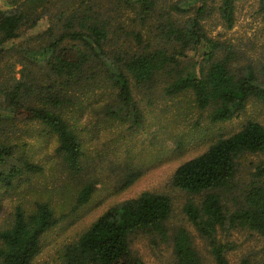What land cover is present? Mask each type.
Wrapping results in <instances>:
<instances>
[{"label":"trees","instance_id":"trees-1","mask_svg":"<svg viewBox=\"0 0 264 264\" xmlns=\"http://www.w3.org/2000/svg\"><path fill=\"white\" fill-rule=\"evenodd\" d=\"M215 2L5 0L0 63L7 60L9 77L0 93V201L13 195L19 201L9 218L0 221V264H35L41 240L62 221L44 197L64 199L68 190L80 208L90 202L97 184L106 187L107 154L100 152V173L93 171L96 163L85 153V142L98 138L97 131L93 134L98 124L100 130L117 124L129 125L128 132L143 129L144 112L135 96L161 88V96L191 101L188 111L208 112L213 125L238 118L250 102L264 106L259 66L239 64L233 46L208 36L206 21L213 16L225 31L235 24V0ZM45 19L44 31L26 36L25 30ZM32 40L39 43L31 46ZM32 58L40 65L31 64ZM17 60L21 69L9 74ZM96 114L100 121L93 123L88 115ZM180 115L177 110L168 123ZM83 117L88 127L80 129ZM30 124L56 143L50 188L41 183L44 167L25 150L22 138L32 137ZM206 144L201 154L173 171L171 184L199 198H188L182 212L207 241L213 264H229L232 245L218 238L219 231L243 229L264 238V125L245 119ZM177 145L182 148V142ZM250 156L259 163L245 173ZM118 166L124 173L115 187L122 191L142 171L122 162ZM24 196L31 199L25 203ZM171 214L172 201L164 193L144 191L112 205L59 250L61 264H145L131 249L137 234L170 238L174 264H202L187 230L178 228L168 237ZM239 264L250 263L243 259Z\"/></svg>","mask_w":264,"mask_h":264},{"label":"rangeland","instance_id":"rangeland-1","mask_svg":"<svg viewBox=\"0 0 264 264\" xmlns=\"http://www.w3.org/2000/svg\"><path fill=\"white\" fill-rule=\"evenodd\" d=\"M261 1L235 0L234 27L230 31H225L219 25V19L213 16L212 19L206 21V30L210 38L226 42L238 51L241 58L238 60L239 64L249 65L252 63L254 66H259L258 73L264 80V11ZM6 6L5 0H0V9H5ZM46 20H42L32 30H25L26 36L31 37L44 31L47 27ZM38 43L36 40L29 42L31 46ZM18 61L20 60L15 61V67L9 74L14 70L21 69L22 65L17 64ZM30 61L33 65H40L38 58H32ZM6 62L7 60H4L0 63V93L1 88L4 87L2 85L7 82L9 77L8 69L5 70ZM36 68L39 69V67ZM16 77L19 78L18 73H16ZM8 85L9 83H7ZM159 90L156 94L149 93V96H135L136 100L140 101V107L144 112L143 129L128 132L129 125L117 124L112 129L100 130V124H98L93 130V134L97 131L98 138L85 142V153L91 156L96 163L93 171L100 173V159H102L100 152L107 154L105 158L103 157L106 170L104 186L107 188L101 187L100 183L97 184L90 202L80 208L74 207L75 202L70 200L68 190L65 191L64 199L60 196L48 195L44 197L56 209L57 216L62 221L48 231L41 240L35 264H61L59 250L65 244L72 242L107 208L124 200L135 198L144 191L164 193L171 198L172 214L167 223L168 237L178 228L187 230L191 234L195 249L202 258V264H213L207 241L198 235L182 212L188 198L192 197L174 188L171 184V176L180 164L205 150L209 137L228 135L236 130L245 119L258 120L264 125V106L250 102L245 112L238 118L225 124L213 125L208 121V112H199L195 108L188 111L186 107L189 103L191 104V101H187L182 96L169 99L161 96ZM149 100L150 102L153 100L154 104L152 102L150 104ZM177 110L182 115L176 118L175 123H168L169 118H172ZM90 116L88 115V119L90 118L91 122L100 121L97 114ZM158 123L162 124L158 126ZM81 124L80 129L88 127L85 117L81 120ZM18 125L23 128V124L18 123ZM26 127L32 133V137L24 136L22 138L27 145L25 150L32 160L44 167L45 177L41 178V183L50 188L52 183L51 162L56 157L55 140L39 136V128L35 124ZM166 131L168 134L165 133ZM84 134L87 135V138L91 137L89 133ZM152 142L155 145H152ZM178 142H182V148L179 150H177ZM132 145L135 146L133 149ZM258 159L254 156L248 157L244 162L245 173L251 170L249 168L251 164L259 163ZM121 162L138 168L142 173L131 186L119 191L115 184L118 182L119 186V177L124 173V171L119 172L121 167L118 165ZM24 199L26 203L31 197L24 196ZM192 199L198 201L199 198L194 196ZM18 201V196L14 195L11 198H1L0 221L9 218L13 206ZM217 235L223 243L232 245L231 250L227 252L229 264H239L243 259L248 260L250 264H264V238L243 229H234L228 233L219 231ZM131 249L145 264H174L170 238L161 240L157 236L137 234L132 239Z\"/></svg>","mask_w":264,"mask_h":264}]
</instances>
